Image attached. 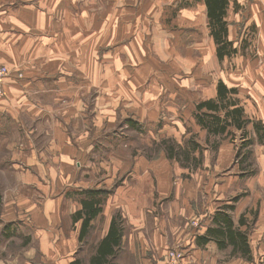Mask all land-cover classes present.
Here are the masks:
<instances>
[{
  "label": "rangeland",
  "instance_id": "1",
  "mask_svg": "<svg viewBox=\"0 0 264 264\" xmlns=\"http://www.w3.org/2000/svg\"><path fill=\"white\" fill-rule=\"evenodd\" d=\"M0 1L12 2L2 23L10 26L8 29H17L11 16L22 6L43 10L51 21L60 18L62 8L66 13L76 12L71 9L80 2L85 6L79 9L82 19L86 16V21H96L97 35L107 31L123 35L117 36L120 40L98 42L92 55L73 57V51L79 49L74 41L76 31L70 27L59 30V39L55 26L37 31L41 24H35L30 30L33 48L51 50L50 56L57 57L43 60L47 64L41 74V80L56 85L47 95L43 93L46 108L39 109L40 116L24 117L44 161L40 169L25 168L23 162L12 168L4 162L10 154L0 149V264L87 262L104 227L105 212L113 205L112 215L121 219L116 205H127L132 211L147 206L152 217L159 210L158 217L174 220L172 240L182 236L187 224L199 233L214 210L224 209L233 195H241L243 201L235 213L249 212L253 220L254 214L264 209V144L254 139L243 149L238 130L231 128L233 135H212L196 117L199 102L217 99L219 82L235 89L227 97L243 109L246 118L257 119L253 113H245L239 90L258 115L264 114V55L258 53V28L254 25L255 19L264 18V0L235 4L237 14L228 18L231 25L238 22V26L235 32L229 27L228 32L225 25L222 38L226 48L221 58V44L212 34L208 12L212 40L203 52L197 47L203 41L191 42V14L187 12H199L201 0ZM202 2L207 9L205 0ZM257 2L259 5L252 7ZM92 11L95 16L90 17ZM206 15H201L204 21ZM196 32L199 36V30L192 31L195 36ZM40 35L44 42L37 44ZM134 36L138 38L132 41ZM82 44H86V52L91 50L89 42ZM0 64L7 68L6 79L12 73L22 79L26 66L16 65L10 71L5 63ZM257 80L261 83L255 87ZM58 81L79 87L61 89ZM250 88L256 91L251 92L252 98ZM246 129L254 138L251 123ZM14 146L17 152L22 151L20 140L16 139ZM249 150L251 154L244 159ZM170 153L174 157H168ZM88 190L97 191L101 211L80 241L76 233L79 222L73 221V212L69 213L80 206L76 199L87 197ZM60 195L68 198L63 213H58L57 199L49 200ZM155 206L158 210L153 211ZM124 221L125 231L134 232L135 228ZM248 227H253L251 221ZM170 251L181 254L179 264L182 251ZM227 251L229 248L226 258Z\"/></svg>",
  "mask_w": 264,
  "mask_h": 264
},
{
  "label": "crops",
  "instance_id": "2",
  "mask_svg": "<svg viewBox=\"0 0 264 264\" xmlns=\"http://www.w3.org/2000/svg\"><path fill=\"white\" fill-rule=\"evenodd\" d=\"M201 2H198L200 3L199 12H197L198 10H189L187 13L191 14V18L188 21V24L191 27V42L196 43L198 40L203 41L201 42V45H197V47L201 46V52H203V48L205 47L206 49V45L209 43L210 39L212 40V38L210 37L208 23L206 22L207 9L205 6H202L203 2ZM11 3L12 2L2 3L0 1V61L5 63L9 67L10 71L13 70V66L16 65L26 67L22 69V79H16L14 76L15 73H12L3 84L4 96L0 98V149L7 151V153L10 154V159L6 161L4 160V162L10 163L12 168H15L13 166H18L23 162L24 164L21 165H23L25 168L35 170L40 169L39 165H41L44 161L40 157L39 151L36 149L31 131H28L25 126L24 117H38L41 114L38 112L39 109L40 111H43V109L46 108L43 93L47 95L48 89L50 90L52 87H55L56 83L55 85H51L50 83H47L48 80H41L42 70L47 64L43 62V60L46 58L57 57L50 56V53L52 52L51 50H47L45 48H33L32 43L34 40L29 34L30 30L33 29V25L41 24L36 26L37 31L43 30L44 28H47L48 30L50 26H55V32L58 36V39L60 38L58 32L64 27H70L74 30V32L76 31L73 33V35L74 41H76L75 46L79 50L76 52L73 51V57L84 56L86 53L92 55L95 53L94 49L98 47V42L102 43L120 40L121 38H118L117 36L123 37V35H117L110 31L105 32L103 35H97L95 27L96 21H86V16L84 17L85 20L82 19L83 12L80 13L79 9H83L85 6L84 4L82 6L80 2L74 3V8L71 9L76 10V12L66 13L64 8H62L59 11L60 18L57 20L53 19L51 21L49 16L45 14L43 10H40L32 5L22 6L20 9H18V11H15L13 16H11V20L14 21V27L17 29H8L10 26L4 27L2 23L9 16L5 9L7 7L10 9ZM236 3L239 4V0H226L223 21L225 22V25H227L228 32L229 27L231 32H235V26H238V22H234L232 25L229 23L231 18L230 15L233 13L237 14V12H235L237 7L235 5ZM258 5L259 3L257 2V4L253 5L252 7H257ZM197 13H200V18H202V22L205 23L204 30L202 29V22L199 19ZM204 13L206 15L205 21L202 17L204 16ZM88 15L90 17L95 16L93 11ZM229 16L230 18H228ZM249 21L252 23L251 20ZM254 25H256L258 28V34L255 36V40L258 44L257 48H259L258 53H260V57H263L264 18L255 19ZM86 27H88V31L86 30ZM232 28L234 31H232ZM194 30L200 31L199 36H197L198 32H196V36L192 33ZM78 32L81 33L78 34ZM40 38L41 39H36L37 44L44 42L42 40V35H40ZM137 38L138 36H134L131 38V40L134 41ZM85 42L90 43V45H88L91 48L89 52L84 50L86 44L82 43ZM81 51H83L82 54ZM202 55L204 54L202 53ZM88 80L91 81V77H88ZM67 83L70 86L67 87L66 83L63 84V82L58 81L57 86L66 90H70L72 88L77 90L79 87L75 84H70L69 82ZM254 83L252 82V84ZM260 83L261 81L257 80L254 86L257 87V85ZM89 86H93L92 82L89 84ZM232 87H237V85H232ZM253 91L256 93L255 89L250 88V98L253 97L251 93ZM212 95H210L208 98L212 97ZM238 97L243 101L245 113H253L258 120H261L262 122L264 121V114L258 115L260 112H256L252 109L251 101L240 90L238 91ZM16 139L17 141L20 140L22 147L21 152L14 150V141ZM18 154H20L22 157H18ZM38 180H40V177H38ZM57 182L56 184H58ZM241 197L242 196L239 194L233 195V197L229 199V202H224V209H218L217 211L215 209L210 217V222L207 220L208 223L201 229V231H199V233L196 234L190 225L187 224L183 231H181L182 236L178 238V240L171 239V234H173L175 230L174 220L169 219V216L165 218L158 217L157 214L159 213V210L156 206L153 210H158L155 213L156 217H152V212L147 206H138L134 211H132L131 208L127 209V205L122 204L121 207L116 205V207L121 209L122 212L123 232L120 244L116 246V251L114 255L110 256L109 262L107 264H166L169 253L168 251L175 248L182 251V258L179 264H264V209L258 210L256 214H254V217H252L253 220L251 219L249 212L247 214L246 212H242L243 210H240L235 213L234 209H237L238 206V208H240L243 203ZM82 198L83 197L76 199V201L80 202V206H74L75 211L71 210L69 213L70 215L72 212L74 214V212L81 209ZM52 199H57L56 201H59L60 210L58 209V213H63V207L65 208L68 198H66L64 195H60L49 198V200ZM72 201L76 202L75 200ZM116 201H118L117 197ZM112 202H114L113 198ZM245 204L247 205V203ZM114 206L115 205H113L112 209ZM67 208L69 209V207ZM112 209L108 212H105L104 227L102 226V232L97 242L102 239L108 231L110 221L113 216L111 213ZM165 210H167V208ZM160 211L162 212L164 209ZM220 211L225 212L231 218L233 222V234L234 230H240L241 232H244L246 237L245 254H242V252L236 248V245L229 243L227 240H221L218 242V240H216L214 237H208V234L210 233L209 231L215 230L219 224L218 220L214 222L213 216L215 213ZM171 213H173L172 210L170 211V214ZM240 217L243 218L244 223L242 225L238 223ZM125 219L127 222H129V224L132 225V227L135 228L134 232L125 231ZM92 220L90 221V225L94 222V220ZM249 221H251V224L253 223V227H250L251 229L248 227ZM78 222L79 227H77V235L80 231L81 220ZM228 248L229 252L227 251L228 256L226 258L225 250ZM71 261L72 260H68L67 263L70 264Z\"/></svg>",
  "mask_w": 264,
  "mask_h": 264
},
{
  "label": "trees",
  "instance_id": "3",
  "mask_svg": "<svg viewBox=\"0 0 264 264\" xmlns=\"http://www.w3.org/2000/svg\"><path fill=\"white\" fill-rule=\"evenodd\" d=\"M205 2L207 5L208 16L210 17V23L214 28L212 29V34L218 43L221 44L220 47H218V56L221 58L222 53L226 48L224 45L226 42L222 38L226 33L225 22L223 21L226 0H205ZM228 44H231V42ZM233 92H235V89H227L225 84L219 82L217 86V99L203 100L196 105V117L199 124L202 125L209 134L217 136L225 134L233 135L232 131H230L231 128L238 130L243 139L241 145V148L243 149L249 148L254 139L258 144H264V123L258 119L252 121L250 118H246L243 109L237 107L235 102L228 99L227 94ZM249 123L252 124L254 138L246 129ZM171 150L172 148L170 151ZM249 152L250 153L244 154V159L251 154V150H249ZM168 157L171 158L174 156L170 153L168 154ZM96 194L97 191H86L87 197L82 199L81 209L73 214L74 222L81 220L80 231L78 234V240L80 241L86 236L90 227V221L101 211V202ZM213 220L214 222L218 220L219 224L215 230L209 231L210 233L208 234V237H214L218 242L221 240H227L229 243L236 245V248H238L242 254H245V234L240 230H234L233 234V222L231 218L225 212L220 211L215 213ZM238 223L240 225L244 223L242 217H240ZM122 232L123 220L121 219V216L113 215L106 235L95 244L88 261L85 263L81 260L75 259L71 264H107L110 256L114 255L116 246L120 244Z\"/></svg>",
  "mask_w": 264,
  "mask_h": 264
},
{
  "label": "built area",
  "instance_id": "4",
  "mask_svg": "<svg viewBox=\"0 0 264 264\" xmlns=\"http://www.w3.org/2000/svg\"><path fill=\"white\" fill-rule=\"evenodd\" d=\"M7 76V68L5 65L0 64V97L4 94L3 84ZM181 254L176 251H170L168 253V259L166 264H177Z\"/></svg>",
  "mask_w": 264,
  "mask_h": 264
}]
</instances>
